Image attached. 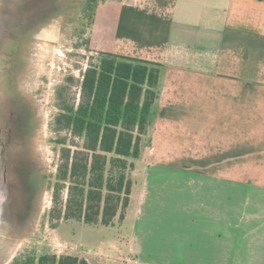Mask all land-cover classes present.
Here are the masks:
<instances>
[{
    "label": "crops",
    "instance_id": "crops-1",
    "mask_svg": "<svg viewBox=\"0 0 264 264\" xmlns=\"http://www.w3.org/2000/svg\"><path fill=\"white\" fill-rule=\"evenodd\" d=\"M108 7L102 51L160 64L158 98L140 141L128 241L112 261L77 257L264 264V0Z\"/></svg>",
    "mask_w": 264,
    "mask_h": 264
},
{
    "label": "rangeland",
    "instance_id": "rangeland-1",
    "mask_svg": "<svg viewBox=\"0 0 264 264\" xmlns=\"http://www.w3.org/2000/svg\"><path fill=\"white\" fill-rule=\"evenodd\" d=\"M117 1L0 0V264L27 252L112 261L114 246L128 241L146 164L141 158L133 161L134 194L121 222L62 221L52 229L49 218L59 151L57 92L76 95L81 73L98 63L108 6Z\"/></svg>",
    "mask_w": 264,
    "mask_h": 264
},
{
    "label": "trees",
    "instance_id": "trees-1",
    "mask_svg": "<svg viewBox=\"0 0 264 264\" xmlns=\"http://www.w3.org/2000/svg\"><path fill=\"white\" fill-rule=\"evenodd\" d=\"M98 54V63L88 64L81 73L76 95L68 88L57 92L52 229L62 221L109 227L124 219L133 161L140 156V141L158 98L160 64L106 51ZM12 264L88 263L73 255L27 252Z\"/></svg>",
    "mask_w": 264,
    "mask_h": 264
},
{
    "label": "built area",
    "instance_id": "built-area-1",
    "mask_svg": "<svg viewBox=\"0 0 264 264\" xmlns=\"http://www.w3.org/2000/svg\"><path fill=\"white\" fill-rule=\"evenodd\" d=\"M55 247H57V248H59V247H60V248H61L60 244H56V246H55Z\"/></svg>",
    "mask_w": 264,
    "mask_h": 264
},
{
    "label": "clouds",
    "instance_id": "clouds-1",
    "mask_svg": "<svg viewBox=\"0 0 264 264\" xmlns=\"http://www.w3.org/2000/svg\"><path fill=\"white\" fill-rule=\"evenodd\" d=\"M2 206H3V204H2V203H0V208H2Z\"/></svg>",
    "mask_w": 264,
    "mask_h": 264
}]
</instances>
